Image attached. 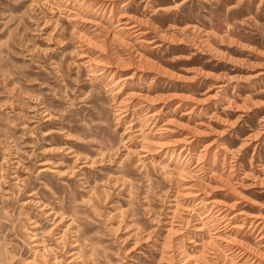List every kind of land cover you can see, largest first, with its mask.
Instances as JSON below:
<instances>
[{
  "label": "rangeland",
  "instance_id": "374dc122",
  "mask_svg": "<svg viewBox=\"0 0 264 264\" xmlns=\"http://www.w3.org/2000/svg\"><path fill=\"white\" fill-rule=\"evenodd\" d=\"M0 264H264V0H0Z\"/></svg>",
  "mask_w": 264,
  "mask_h": 264
}]
</instances>
